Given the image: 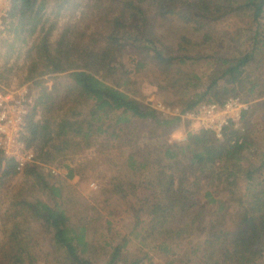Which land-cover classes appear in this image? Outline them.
Returning <instances> with one entry per match:
<instances>
[{"label":"trees","instance_id":"1","mask_svg":"<svg viewBox=\"0 0 264 264\" xmlns=\"http://www.w3.org/2000/svg\"><path fill=\"white\" fill-rule=\"evenodd\" d=\"M54 1L49 12L50 0H12L8 34L24 45L33 40L25 81L42 85V118L31 109L23 137L29 145L52 142L22 171L0 150V189L20 172L26 181L6 210L0 264H144L150 251L165 257L157 264H257L264 135L252 117L264 110V0ZM68 3L87 5L92 19L77 33L66 24L52 39L59 26L49 15ZM217 20L228 22L222 33L210 27ZM12 69L3 63V80ZM50 73L57 77L51 89L43 77ZM141 74L183 112L231 96L254 101L222 137L202 129L170 143L159 128L180 117L162 116L143 100ZM53 118L60 120L51 128ZM97 138L108 155L126 158L103 170L104 210L72 197L68 182L94 159L65 164L67 180H52L46 165L82 154ZM119 210L132 217L129 233L113 228ZM134 240L148 251L133 250Z\"/></svg>","mask_w":264,"mask_h":264},{"label":"rangeland","instance_id":"2","mask_svg":"<svg viewBox=\"0 0 264 264\" xmlns=\"http://www.w3.org/2000/svg\"><path fill=\"white\" fill-rule=\"evenodd\" d=\"M55 1L50 0V2L47 4V11H51V9L54 8ZM74 6L70 3L67 4V6L58 14H50V20L49 22L53 20H57L59 28L53 32L52 39H55L61 28H63L66 24H71L73 26L72 31L73 33H77L78 30L82 31L85 28V25L89 22V19H92L91 13H89V8L87 5H83L79 7V9L74 10ZM56 9V8H55ZM57 10V9H56ZM227 21L223 20H217L213 23H211L210 27H212L213 30L216 31V33H222L227 25ZM264 23V21H263ZM13 28V24H12ZM93 28H96V25L93 24L91 29L89 31L93 30ZM14 33L11 32L8 34V38L5 39V41L2 44V55H3V62L5 63L8 61L9 65H13V69L8 75V79L5 81L7 85H14V86H22L27 85L29 89V96L31 99V102L29 104V113L31 112V109L33 110L34 107H36L35 111V120H39L42 118L43 115V107L42 104H37V98L41 92V84H36L33 80L25 81V78L29 74V60L27 59L26 55V49L27 46L30 45L33 40L29 39L28 45H24L21 42L14 39ZM35 36V35H34ZM15 45V46H14ZM12 46V48L10 47ZM10 47V48H9ZM20 47H22L20 49ZM201 64V63H200ZM199 66V65H198ZM45 78V83L49 89L52 88L54 82H55V74H46L43 76ZM150 77L146 76L145 74H141L137 79L136 83L139 85L140 92L143 95V100L147 103H149L154 108H159V104L165 105L166 107H169V111L161 112L162 116H165L167 118H172L173 116H179V120L172 121L168 126L164 128H159V133L161 134V139L167 140L170 143H184L187 141V136L189 132H196L199 131L198 129H195V126L193 124V121L190 120L188 117H186V113L189 111L183 112V110L179 107V105L173 104L171 100L170 95H167V93H163L162 90L158 88V86L153 83L150 79ZM204 79H207L205 77ZM240 97V96H238ZM243 99L242 97H240ZM251 99V98H250ZM244 100V99H243ZM246 101V100H244ZM254 100H248L249 106ZM70 102L65 106V109H69ZM248 106V108H249ZM59 118H53L51 120V128L53 126L57 125V122H59ZM252 122L256 123V129L261 130L260 134L264 135V110H259L256 112V114L252 117ZM52 141H49L45 143L43 138H38V140L31 144V148L34 150L35 153V161L40 162L41 156L44 155V152L46 150H50ZM107 143L103 138H97L95 140V143L90 147L87 148L82 154L75 155L72 157H69L67 159H63L61 162L54 161L46 163L47 169H51L52 172H54L52 180H57V178L61 180H67V168L65 164H75V162H84L88 159L93 160L94 163L87 165L85 169H83L82 175H76L73 178H68V182L70 183V188L72 189L71 196L75 193H79L81 197H84L87 202L94 205L97 208H101L104 210L102 203L103 199L102 196L99 195V188L101 186V183L106 178L104 177L103 170L108 169V166L111 164H114V162H117L116 158H121V162L123 165L125 163V156L122 155L117 150H114L113 154L108 155L107 153L111 152L108 151L106 148ZM106 146V147H105ZM125 147V148H124ZM123 150L126 152L129 148L128 146H124ZM106 148V149H105ZM109 150V149H108ZM119 150V149H118ZM107 152V153H106ZM107 154L108 157H110V160H106L103 158L104 155ZM75 161V162H74ZM22 171V169H20ZM26 181L24 178V175L22 172H20L17 176H15L13 179H11L2 189H0V240H3L4 238V230H5V218H6V210L8 211V208L10 206V201L12 200L14 194L19 190V188L22 185H25ZM69 188V189H70ZM140 190H138L139 192ZM136 192V191H135ZM84 200V201H85ZM107 211V210H106ZM229 224H231V217L228 220ZM114 226V229H118L122 233H129L132 230L133 227V220L130 214L118 211L114 216V221L112 223ZM131 237L134 239L133 234H131ZM43 248L47 247V243L42 241ZM142 248L143 251H148L149 248L138 246L137 243L134 240V243L132 244V249ZM136 251V250H135ZM149 259H146V262L144 264H157L159 262H163L165 260V257L161 255L159 252L150 251L148 253ZM257 264H264V250H263V256L260 257L257 260Z\"/></svg>","mask_w":264,"mask_h":264},{"label":"built area","instance_id":"3","mask_svg":"<svg viewBox=\"0 0 264 264\" xmlns=\"http://www.w3.org/2000/svg\"><path fill=\"white\" fill-rule=\"evenodd\" d=\"M12 0H0V150L5 160H14L18 169L35 162V153L23 137L31 102L27 85H7L2 78V44L10 29ZM248 102L240 97H229L223 103L203 101L186 113L195 129L208 130L222 137L230 125L238 126ZM161 112L169 107L159 104Z\"/></svg>","mask_w":264,"mask_h":264}]
</instances>
